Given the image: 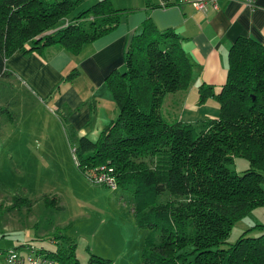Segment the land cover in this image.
Returning a JSON list of instances; mask_svg holds the SVG:
<instances>
[{
  "label": "trees",
  "instance_id": "trees-1",
  "mask_svg": "<svg viewBox=\"0 0 264 264\" xmlns=\"http://www.w3.org/2000/svg\"><path fill=\"white\" fill-rule=\"evenodd\" d=\"M81 2L0 0V79L8 76L5 60L13 52L57 47L75 56L133 12L98 0L69 18ZM227 61L225 82L211 95L217 118L192 125L167 122L160 114L162 100L187 88L192 62L174 30H157L145 20L129 39L123 69L104 78L116 114L95 140L75 137L67 107L54 110L75 138L71 152L78 172L92 183L87 170L103 167L113 190L129 193L135 226L148 231L135 264H264V233H251L262 226L226 243L234 223L264 207V43L238 38ZM75 75L71 71L64 80ZM5 86L0 81V93L7 95ZM209 90L201 85L199 99ZM1 100L0 95L5 118L7 103ZM235 158L244 159L247 168L231 171ZM53 199L42 196L44 206ZM18 203L31 204L26 198ZM50 240L51 251L22 244L5 253L22 258L17 252L23 250L32 258L37 253L56 264H78L72 239L59 233ZM87 264L110 263L87 250Z\"/></svg>",
  "mask_w": 264,
  "mask_h": 264
},
{
  "label": "crops",
  "instance_id": "crops-1",
  "mask_svg": "<svg viewBox=\"0 0 264 264\" xmlns=\"http://www.w3.org/2000/svg\"><path fill=\"white\" fill-rule=\"evenodd\" d=\"M95 1L97 0H83L82 3L88 5ZM109 1L116 9L130 6H139V9L124 15L112 30L83 46L75 56L57 47H48L40 53L26 55L13 52L5 60L8 76L0 79L3 83L18 81L24 85L27 95L50 99L52 104L47 108L50 114L55 109L67 107L70 113L66 121L75 131V137L85 136L93 141L96 134L114 118L116 107L104 86V78L112 71L123 69V57L129 39L139 31L145 20L150 21L157 30H174L180 38L183 51L192 62L187 88L168 94L162 100L160 114L170 123L192 125L201 120L216 119L218 104L211 95L217 94L225 82L229 48L238 38L264 43V0H255L252 5H246L242 0H220L215 7L208 5L202 11L194 9L186 0ZM71 70L76 72L74 78L64 80V75ZM201 85L210 87L208 96L203 100L198 97ZM203 105H209L211 109L198 112ZM178 107L187 112L185 119L177 113ZM90 121L93 123L91 126ZM3 200L0 201V209H5L10 204L1 205ZM242 219L246 222L247 229L255 225L262 226L253 229L252 234L264 233V207L253 209ZM7 222L2 221V228H9ZM51 224L49 222V226H54ZM67 224H56L54 230L57 232L52 236L61 233L60 229H65ZM25 232L22 241L15 234H9L10 237L5 240L8 235L1 229L0 264H8L5 251L22 244L47 251L54 249L50 240L52 236L48 238V249L35 246V240L28 231ZM87 248L89 252L101 256L88 246L84 247L86 255ZM17 253L23 259L27 256L23 250ZM77 262L79 263L78 260ZM83 264H87V257Z\"/></svg>",
  "mask_w": 264,
  "mask_h": 264
},
{
  "label": "rangeland",
  "instance_id": "rangeland-1",
  "mask_svg": "<svg viewBox=\"0 0 264 264\" xmlns=\"http://www.w3.org/2000/svg\"><path fill=\"white\" fill-rule=\"evenodd\" d=\"M94 3L81 2L68 17ZM121 9L137 12L139 6ZM7 84V95L0 93L8 110L7 118H0V199H6H1L3 206L10 202L7 208L0 209V231L3 229L8 235L5 240L9 234L23 240L28 231L35 246L50 249L48 238L57 232L56 224L68 223L60 232L76 243L78 264L86 260V246L110 264L137 263L148 231L135 227L129 193L87 181L73 161L71 151L75 138L67 133L54 112L52 115L47 111L52 104L50 99L27 95L24 85L18 81ZM206 108L211 109L203 105L198 112ZM177 110L182 119L187 117L186 111L179 107ZM228 168L241 172L247 163L235 158ZM42 196L54 199L49 206H44ZM21 198L28 199L30 206L19 204ZM2 221H8V229L2 228ZM49 222L54 226H49ZM245 225L243 219L234 223L226 243H234L247 229Z\"/></svg>",
  "mask_w": 264,
  "mask_h": 264
},
{
  "label": "built area",
  "instance_id": "built-area-1",
  "mask_svg": "<svg viewBox=\"0 0 264 264\" xmlns=\"http://www.w3.org/2000/svg\"><path fill=\"white\" fill-rule=\"evenodd\" d=\"M194 9L204 10L206 6L211 5L216 6L217 2L220 0H186ZM246 5H252L255 0H242ZM103 167L97 170H87V178L94 184H101L112 190L115 189V184L112 177L105 175ZM6 261L8 264H56L50 260L42 258L36 253L34 258L26 256V258H19V256L11 251L8 252L6 256Z\"/></svg>",
  "mask_w": 264,
  "mask_h": 264
}]
</instances>
